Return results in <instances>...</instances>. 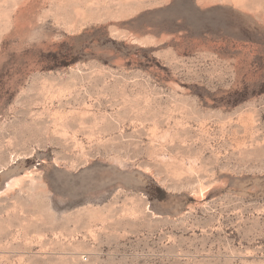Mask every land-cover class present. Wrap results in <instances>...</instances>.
<instances>
[{
	"label": "rangeland",
	"instance_id": "374dc122",
	"mask_svg": "<svg viewBox=\"0 0 264 264\" xmlns=\"http://www.w3.org/2000/svg\"><path fill=\"white\" fill-rule=\"evenodd\" d=\"M0 264H264V0H0Z\"/></svg>",
	"mask_w": 264,
	"mask_h": 264
}]
</instances>
